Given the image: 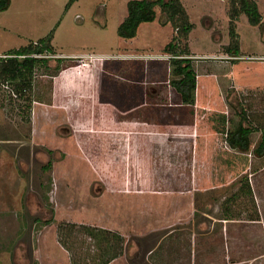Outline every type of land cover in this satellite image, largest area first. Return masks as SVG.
Returning <instances> with one entry per match:
<instances>
[{
  "label": "rangeland",
  "instance_id": "obj_1",
  "mask_svg": "<svg viewBox=\"0 0 264 264\" xmlns=\"http://www.w3.org/2000/svg\"><path fill=\"white\" fill-rule=\"evenodd\" d=\"M130 1L0 11V65L53 34L29 90L0 76V264H264V158L226 142L239 103L258 128L252 148L262 140L264 0L260 25L235 22L237 39L240 0H181L194 107L169 84L176 31L160 8L135 39L118 36Z\"/></svg>",
  "mask_w": 264,
  "mask_h": 264
},
{
  "label": "trees",
  "instance_id": "obj_2",
  "mask_svg": "<svg viewBox=\"0 0 264 264\" xmlns=\"http://www.w3.org/2000/svg\"><path fill=\"white\" fill-rule=\"evenodd\" d=\"M79 0H71L68 8ZM11 0H0V11H5L10 6ZM234 8L230 13V36L237 39L235 32V22L239 17L246 16L248 23L251 26L261 24L262 16L259 7L255 0H240L235 7L233 1L231 3ZM232 7V6H231ZM167 15V24H171L176 36L165 47L164 52L169 56L171 64V78L169 84L172 89L179 95L181 103L185 106L194 107L197 102L198 91V74L195 66V61L190 54L189 49L181 47V40L188 39L194 26L190 22L189 15L184 8L181 0H133L127 4V17L118 28V36L124 40H133L137 37L139 29L143 24L154 23L157 18L156 9ZM53 34L46 39L40 41L36 45H30L13 52L9 56L15 58L1 61L0 76H3L6 81L16 83L17 95H21L23 91H27L32 87L34 70L39 63L48 64L49 58H46V53L52 52L51 44ZM51 50V51H50ZM227 53L235 59L241 56V50L238 43L234 42L227 49ZM232 107L233 104L230 103ZM240 112L238 122L232 121L231 127L227 133L226 142L230 149L238 151L242 154L251 153L256 158H264V132L259 145L252 148V135L258 132L257 127L252 126V121L248 117L247 109L244 105L238 104ZM234 108V107H233ZM49 199L47 198L46 201ZM50 206V205H48ZM52 220L54 210L51 208ZM47 222V221H46ZM103 264H108L104 261Z\"/></svg>",
  "mask_w": 264,
  "mask_h": 264
},
{
  "label": "crops",
  "instance_id": "obj_3",
  "mask_svg": "<svg viewBox=\"0 0 264 264\" xmlns=\"http://www.w3.org/2000/svg\"><path fill=\"white\" fill-rule=\"evenodd\" d=\"M230 20V19H229ZM241 53H242V49H241ZM229 59V61L230 60H232L233 58L232 57H229L228 58ZM224 63H226V66H228L227 68L229 69L231 66H232V64L230 63V62H228V60H227V62H224ZM231 65V66H230ZM172 89V88H171ZM172 90H174V89H172ZM175 91V90H174ZM205 92V91H204ZM176 93V92H175ZM177 94V93H176ZM205 94H206V96H207V93L205 92ZM177 96L179 97V95L177 94ZM198 97H199V82H198V91H197V100H198ZM180 98V97H179ZM181 101V100H180Z\"/></svg>",
  "mask_w": 264,
  "mask_h": 264
}]
</instances>
